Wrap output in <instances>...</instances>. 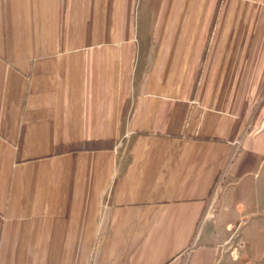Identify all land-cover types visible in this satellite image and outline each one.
Instances as JSON below:
<instances>
[{"label":"crops","instance_id":"obj_1","mask_svg":"<svg viewBox=\"0 0 264 264\" xmlns=\"http://www.w3.org/2000/svg\"><path fill=\"white\" fill-rule=\"evenodd\" d=\"M121 3L0 0V264H264V0Z\"/></svg>","mask_w":264,"mask_h":264},{"label":"rangeland","instance_id":"obj_2","mask_svg":"<svg viewBox=\"0 0 264 264\" xmlns=\"http://www.w3.org/2000/svg\"><path fill=\"white\" fill-rule=\"evenodd\" d=\"M216 3H218V5H219V2H220V0H214ZM147 2V0H142V3L140 4V6L138 7L139 9H140V24H142L143 25V9H144V5H145V3ZM217 5V6H218ZM122 6H123V4L121 3V0H116V7H119L120 9L122 8ZM146 6V5H145ZM137 8V9H138ZM152 13V8H151V10H150V14ZM152 16V15H151ZM151 16H150V21L149 22H151ZM141 27V26H140ZM215 28V26L213 27V29ZM139 30H141V29H139Z\"/></svg>","mask_w":264,"mask_h":264},{"label":"built area","instance_id":"obj_3","mask_svg":"<svg viewBox=\"0 0 264 264\" xmlns=\"http://www.w3.org/2000/svg\"><path fill=\"white\" fill-rule=\"evenodd\" d=\"M224 178H225V174L223 173L221 175V178L219 179V181L217 183V187H216V190H215V196H214L213 203H212L211 207L215 206V204H216L215 200L218 198V191L222 188V184H223ZM240 245L242 246L243 244H240Z\"/></svg>","mask_w":264,"mask_h":264}]
</instances>
